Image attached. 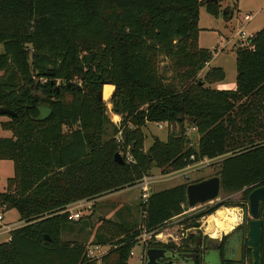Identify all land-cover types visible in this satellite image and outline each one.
Returning a JSON list of instances; mask_svg holds the SVG:
<instances>
[{
    "label": "trees",
    "instance_id": "1",
    "mask_svg": "<svg viewBox=\"0 0 264 264\" xmlns=\"http://www.w3.org/2000/svg\"><path fill=\"white\" fill-rule=\"evenodd\" d=\"M221 1L0 0V108L15 113L0 122L11 133L0 138V161L14 168L0 208L15 210L24 223L0 244V264H97L84 245L61 239L82 219L67 220V208L136 186L153 167L176 172L223 158L221 193L245 190L247 201L264 185V28L235 52L234 90L208 87L224 80L221 68L198 78L212 59L198 46L199 9L218 17ZM233 10L224 12L226 20ZM104 83L115 87L113 93ZM101 90L105 102L112 93L118 126L105 115ZM41 106L51 115L40 122ZM147 123L165 124L169 132L166 141L153 137L145 150ZM107 125L113 136L104 140ZM189 127L199 136L196 148ZM116 153L124 164L114 161ZM186 187L151 191L141 203V226L102 220L97 244L110 249L99 263L127 264L144 229L156 233L188 209ZM261 218L264 264V205ZM148 246L179 249L153 241Z\"/></svg>",
    "mask_w": 264,
    "mask_h": 264
},
{
    "label": "rangeland",
    "instance_id": "2",
    "mask_svg": "<svg viewBox=\"0 0 264 264\" xmlns=\"http://www.w3.org/2000/svg\"><path fill=\"white\" fill-rule=\"evenodd\" d=\"M229 8H234L233 16L230 20H226L224 18V12ZM246 15L252 16L251 22L246 23L244 21V16ZM199 25H201L200 28L198 27L199 33L201 32L199 45L204 49L210 48L211 50H208L212 53L209 68H221L225 73L223 81L208 85V87L219 91L234 90L236 77L235 52L240 48L238 31L243 28L248 34H255L264 28V0H222L220 2L218 17H213L206 13L205 9H201ZM28 62L30 63V59ZM205 68L207 69L208 65H206ZM205 72L206 71L202 70L198 74V78L202 79ZM111 96L109 101L105 102L103 100L102 90V103L105 106V115L111 124L118 126L120 119L116 120L112 108ZM4 121H7V117L0 116V122ZM110 127V125L106 126L107 132L104 140H108L113 136ZM168 132L169 129L167 127L159 128L155 123L146 124L143 128V133L145 135L144 148L146 150L149 148L153 137H158L161 141H166ZM8 137H10V133L0 128V138ZM187 138L190 144L196 148L199 136L195 130H192L190 127ZM222 160L223 158H216L213 160L204 159L185 169L168 173H163L161 169L153 167L147 175L152 181L150 190L159 192L178 185H189L200 180L215 177L220 171ZM13 175V163L11 161H0V192L5 190L7 179L12 178ZM140 195L139 188L137 186H131L98 196L91 201H82V204L83 202L87 203V205H83L79 208L82 219L66 227L61 233V239L63 241L84 245L88 251L91 250L93 256L99 257L100 254L101 256L105 255L110 249V246L97 244L95 235L96 228L100 226L102 220L123 223L135 221L138 226H141L143 224V212ZM241 202H243V192L235 194L221 193L216 200L210 203L188 208L183 214L174 217L158 232L162 233V240L165 239L167 235H171L175 243H180L182 240L188 239L191 235H196L198 233L212 235L214 230L210 226L209 218L221 208L235 209L234 211H236L237 215ZM216 204L223 205L213 214L194 220L195 216ZM75 205L72 204L71 207ZM0 214L3 216L2 225L13 226L16 227L15 229L24 225V223L19 220V216L15 210L0 208ZM185 221H187L188 224H193L194 227L185 228ZM9 236L10 233L0 234V244L4 243ZM148 243L149 241L146 240L144 243L137 242L134 244L129 250L133 255L128 258L127 264H145V251L150 248ZM96 262L100 264L99 259H97Z\"/></svg>",
    "mask_w": 264,
    "mask_h": 264
},
{
    "label": "water",
    "instance_id": "3",
    "mask_svg": "<svg viewBox=\"0 0 264 264\" xmlns=\"http://www.w3.org/2000/svg\"><path fill=\"white\" fill-rule=\"evenodd\" d=\"M214 1V0H213ZM108 83H104L103 86ZM97 98L102 101V90L97 93ZM38 121H44L51 115V110L41 106L38 108ZM0 116L12 118L15 113L8 108H0ZM114 161L117 164H124V160L119 153L114 155ZM221 194L220 178L218 176L200 180L189 184L186 187V199L188 208H194L198 205H203L216 200ZM249 214L253 218L248 225L247 239L248 246L251 250L252 264L261 263V238L263 221L258 219L261 206L264 205V185L253 188L247 196ZM46 240L48 238L46 237ZM177 257L181 263H174L173 258ZM195 254H179L171 255L170 259L167 252L158 248H148L145 251V264H189L188 259H191V264H195Z\"/></svg>",
    "mask_w": 264,
    "mask_h": 264
},
{
    "label": "flooded vegetation",
    "instance_id": "4",
    "mask_svg": "<svg viewBox=\"0 0 264 264\" xmlns=\"http://www.w3.org/2000/svg\"><path fill=\"white\" fill-rule=\"evenodd\" d=\"M238 211V223L228 233H221L218 237L198 233L193 240L188 238L180 243H174L179 247L178 250L157 247L165 250L169 256L162 262L169 260L171 255L195 254V264H252V255L247 239V224L253 218L249 214L248 202L243 200ZM258 219L262 220L261 208ZM172 260L174 263H181L177 257ZM188 262L191 264V259H188Z\"/></svg>",
    "mask_w": 264,
    "mask_h": 264
},
{
    "label": "built area",
    "instance_id": "5",
    "mask_svg": "<svg viewBox=\"0 0 264 264\" xmlns=\"http://www.w3.org/2000/svg\"><path fill=\"white\" fill-rule=\"evenodd\" d=\"M252 20V16L250 15H246L244 16V21L246 23L251 22ZM254 34L252 33H247L245 30H243V28H241L238 31V38H239V45L241 46H248L250 44L251 39H253ZM159 127H161V123L158 124ZM194 130V129H193ZM187 134H188V130H187ZM129 160V157L127 158ZM152 184L151 179L148 176H144L138 183H137V187L140 190V199H141V203L145 204L147 202V199L150 195V185ZM75 205V204H74ZM83 205H87V203L82 204V201L76 203V205L74 207H68L66 210L67 213V220L72 221V222H76L78 220H80L82 218V214L80 212V209ZM3 209V208H2ZM2 221H3V216L2 214H0V229H4V230H9L10 228L7 225H2ZM162 237V233L161 232H147L145 229L143 230V232L141 233V235L136 239V243L137 242H145L146 240L148 241H153V242H157V243H161V244H170V243H175V241L172 239L171 235H167L165 239H161ZM172 239V240H171ZM173 241V242H172ZM133 253H130V256H132ZM101 256V254H100ZM98 256H93L91 254V250L88 251V257L92 258V259H100L101 257Z\"/></svg>",
    "mask_w": 264,
    "mask_h": 264
},
{
    "label": "bare ground",
    "instance_id": "6",
    "mask_svg": "<svg viewBox=\"0 0 264 264\" xmlns=\"http://www.w3.org/2000/svg\"><path fill=\"white\" fill-rule=\"evenodd\" d=\"M116 120H118V116H116ZM209 223L214 230L212 237H218L221 233L230 232L236 226L238 216L232 209L221 208L209 218Z\"/></svg>",
    "mask_w": 264,
    "mask_h": 264
},
{
    "label": "crops",
    "instance_id": "7",
    "mask_svg": "<svg viewBox=\"0 0 264 264\" xmlns=\"http://www.w3.org/2000/svg\"><path fill=\"white\" fill-rule=\"evenodd\" d=\"M201 9H205L204 7H201L200 9H199V18H198V27L200 28V26L201 25H199V22H200V16H201ZM201 33V32H200ZM200 33L198 34V46L200 47V48H202L200 45H199V39H200ZM252 34H254V33H252ZM206 49H210V48H206ZM211 50V49H210ZM210 64H211V61L207 64L208 65V68L206 69H204V71H207L208 69H209V67H210ZM113 87V86H112ZM113 91H114V87H113ZM113 91H112V93H113ZM118 119H120V117L118 116ZM148 124V123H147ZM156 124V123H155ZM157 126H158V124H156ZM159 127V126H158ZM163 127H167L165 124H162L161 123V127H159V128H163ZM192 129V128H191ZM189 130V129H188ZM193 130V129H192ZM8 132V131H7ZM10 133V132H9ZM10 137H11V133H10ZM10 137H8V138H10ZM152 144V143H151ZM151 146V145H150ZM149 146V147H150ZM145 149V148H144ZM146 150V149H145ZM70 206H72V205H70ZM8 226V225H7ZM10 229L9 230H4V229H0V234H8V233H10L11 231H13V230H15V228L16 227H13V226H8ZM10 237V236H9ZM9 240V238L6 240V241H8ZM5 241V242H6Z\"/></svg>",
    "mask_w": 264,
    "mask_h": 264
}]
</instances>
